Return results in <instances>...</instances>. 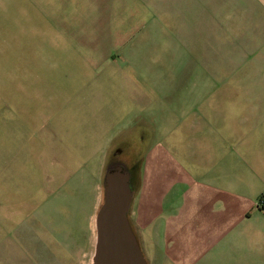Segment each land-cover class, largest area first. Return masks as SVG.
<instances>
[{
  "label": "rangeland",
  "instance_id": "1",
  "mask_svg": "<svg viewBox=\"0 0 264 264\" xmlns=\"http://www.w3.org/2000/svg\"><path fill=\"white\" fill-rule=\"evenodd\" d=\"M236 7L237 0H0V199L13 191L37 229L44 221L67 239L77 231L78 258L92 264L104 171L118 162L131 168L129 212L138 228L137 157L141 145L161 140L163 103H179L172 87L183 93L194 81L199 92L226 90L197 93V101L264 105V78L242 82L236 45L221 40L225 11ZM172 138L162 145L170 175L186 167L172 157Z\"/></svg>",
  "mask_w": 264,
  "mask_h": 264
},
{
  "label": "crops",
  "instance_id": "2",
  "mask_svg": "<svg viewBox=\"0 0 264 264\" xmlns=\"http://www.w3.org/2000/svg\"><path fill=\"white\" fill-rule=\"evenodd\" d=\"M237 6L234 14L225 11L227 34L221 40L235 43V60L241 63L237 74L242 82L245 77L254 83L264 78V30H259L264 29V0H237ZM232 15L234 30L228 26ZM258 87L250 86L251 93ZM170 90L180 98L179 103H163L168 130H162L161 122V140L155 148L153 142L141 145L137 157L138 228L130 217L131 203L123 225L133 233L146 264H264V210L257 207L264 197V105L197 101V93L225 95L226 90L200 94L194 81L183 93ZM205 128L207 133H201ZM173 132L183 139L175 141L169 136ZM169 137L176 152L172 157L186 164L171 175L163 169L167 152L162 145ZM15 197L12 191L0 199V264H82L78 232L63 238L47 231L44 221L37 229L36 216H28ZM62 239L71 241L61 246Z\"/></svg>",
  "mask_w": 264,
  "mask_h": 264
},
{
  "label": "water",
  "instance_id": "3",
  "mask_svg": "<svg viewBox=\"0 0 264 264\" xmlns=\"http://www.w3.org/2000/svg\"><path fill=\"white\" fill-rule=\"evenodd\" d=\"M130 178L129 170L121 163H110L105 168L92 264H146L133 233L123 225L133 195ZM118 232L125 237L120 238Z\"/></svg>",
  "mask_w": 264,
  "mask_h": 264
},
{
  "label": "built area",
  "instance_id": "4",
  "mask_svg": "<svg viewBox=\"0 0 264 264\" xmlns=\"http://www.w3.org/2000/svg\"><path fill=\"white\" fill-rule=\"evenodd\" d=\"M257 207L264 210V197H261L257 202Z\"/></svg>",
  "mask_w": 264,
  "mask_h": 264
},
{
  "label": "flooded vegetation",
  "instance_id": "5",
  "mask_svg": "<svg viewBox=\"0 0 264 264\" xmlns=\"http://www.w3.org/2000/svg\"><path fill=\"white\" fill-rule=\"evenodd\" d=\"M130 169H131V168H130ZM130 169H129V170H130ZM130 172H131V170H130ZM131 173H132V172H131ZM131 178H132V176H131Z\"/></svg>",
  "mask_w": 264,
  "mask_h": 264
}]
</instances>
